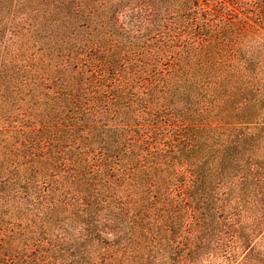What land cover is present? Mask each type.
Returning a JSON list of instances; mask_svg holds the SVG:
<instances>
[{"label": "trees", "instance_id": "16d2710c", "mask_svg": "<svg viewBox=\"0 0 264 264\" xmlns=\"http://www.w3.org/2000/svg\"><path fill=\"white\" fill-rule=\"evenodd\" d=\"M0 264H264V0H0Z\"/></svg>", "mask_w": 264, "mask_h": 264}]
</instances>
